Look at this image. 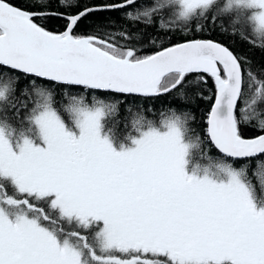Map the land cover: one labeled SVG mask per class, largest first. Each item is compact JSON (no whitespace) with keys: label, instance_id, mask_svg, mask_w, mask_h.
<instances>
[{"label":"snow or ice","instance_id":"snow-or-ice-1","mask_svg":"<svg viewBox=\"0 0 264 264\" xmlns=\"http://www.w3.org/2000/svg\"><path fill=\"white\" fill-rule=\"evenodd\" d=\"M236 41L264 53V0H0V264H264Z\"/></svg>","mask_w":264,"mask_h":264},{"label":"trees","instance_id":"trees-1","mask_svg":"<svg viewBox=\"0 0 264 264\" xmlns=\"http://www.w3.org/2000/svg\"><path fill=\"white\" fill-rule=\"evenodd\" d=\"M235 46L237 47L238 50H242L245 52H248L249 55L254 56L257 60H260L261 58H264V53L259 52L258 50L256 51H251L249 50L248 46L245 45L243 42L241 41H236ZM153 103H161V101H153ZM210 108V102L209 101H204L201 105H200V111L197 112V119L198 121H200V126L203 127L204 126V119L203 117L206 116V112L207 110ZM212 154L215 155L216 154V150L213 148L212 150Z\"/></svg>","mask_w":264,"mask_h":264}]
</instances>
